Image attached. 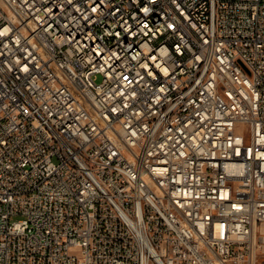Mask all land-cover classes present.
<instances>
[{
	"label": "built area",
	"instance_id": "2783aa9c",
	"mask_svg": "<svg viewBox=\"0 0 264 264\" xmlns=\"http://www.w3.org/2000/svg\"><path fill=\"white\" fill-rule=\"evenodd\" d=\"M0 264H264V0H0Z\"/></svg>",
	"mask_w": 264,
	"mask_h": 264
},
{
	"label": "rangeland",
	"instance_id": "374dc122",
	"mask_svg": "<svg viewBox=\"0 0 264 264\" xmlns=\"http://www.w3.org/2000/svg\"><path fill=\"white\" fill-rule=\"evenodd\" d=\"M100 80H101L100 77H98V78H97V82H99Z\"/></svg>",
	"mask_w": 264,
	"mask_h": 264
}]
</instances>
